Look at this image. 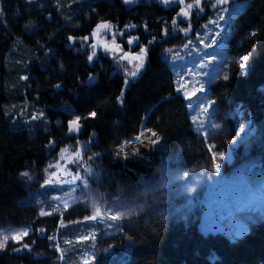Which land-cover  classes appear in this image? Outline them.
<instances>
[{"label":"trees","instance_id":"obj_1","mask_svg":"<svg viewBox=\"0 0 264 264\" xmlns=\"http://www.w3.org/2000/svg\"><path fill=\"white\" fill-rule=\"evenodd\" d=\"M0 4V223L31 224L36 229L25 238V242L35 241L30 252L10 251V240L9 248L0 251V264H57L59 253L49 237L61 226L60 214L39 216L41 209L29 201V194L34 190L36 195L40 190L43 170L59 159L63 146L95 133L88 151L93 156L91 162L121 185L134 183L141 173L155 169L167 151L180 150L185 163L208 153L203 135L191 121L186 97L176 91L174 70L162 56L166 46L187 40L180 29L188 24L178 20L174 32L171 22L183 5L164 6L159 0H136L130 5L122 0H59V6L56 0H34L31 4L26 0H0ZM192 12L189 38L215 10L209 9L199 21L194 9ZM100 20L118 24L120 30L125 25L146 23L157 37L142 76L131 80L124 91L123 106L116 98L124 76L117 71L112 56L101 54L99 61L89 64L86 53L90 50L86 46L83 51L67 46L68 36L89 35ZM165 22L168 36H163ZM253 31L257 35L250 37ZM131 36H139L144 44L152 39L143 27L130 34L125 30V37ZM121 41L127 44L124 38ZM227 51L226 70L210 87V96L227 118L223 131L232 139L236 123L251 119L257 124V136L264 138V0H246L232 23ZM250 52L246 71L232 63ZM89 74H99L91 85L87 83ZM224 74L228 80L223 79ZM58 83L61 88H54ZM92 110L98 117L82 120L81 131L69 134L68 121L74 118L73 113L83 117ZM40 111L45 115L43 123L32 119ZM144 129L156 131L160 142L153 145L147 139L137 141ZM50 139L58 142L55 150L45 147ZM25 171L31 173V180L20 175ZM88 213L89 208L78 203L65 211L63 220ZM119 227L112 236L102 237L95 244L86 241L84 250L91 248L96 257L93 264L113 254L111 241L117 242V253L125 247L130 249L123 261L114 260L112 264H264V218L235 239L221 231L205 233L194 221L161 218L152 212L123 219ZM40 228L46 231L41 233ZM100 244H106V248L100 249ZM78 264L83 262L79 260Z\"/></svg>","mask_w":264,"mask_h":264},{"label":"rangeland","instance_id":"obj_2","mask_svg":"<svg viewBox=\"0 0 264 264\" xmlns=\"http://www.w3.org/2000/svg\"><path fill=\"white\" fill-rule=\"evenodd\" d=\"M245 3L246 0H231L230 3L223 5L224 8L229 10L224 13L225 21L229 18H235L237 13L244 8ZM212 18H214V15L209 20ZM234 20H232V23ZM225 21L220 23L221 27L226 29L227 39L222 41L220 37H215L217 43L210 48H205L204 45L211 43L213 35H205L207 30L200 27L196 34L190 37L195 47L184 48L183 45L188 42L187 39L181 45L166 46L162 50V56L168 60L174 70L176 82L187 81L186 87L189 94L193 91V86L199 87L201 83L204 84L203 92H197L195 95H191L190 98L184 96L187 99V109L195 130L201 135L204 132L208 133L207 137L203 135L206 147L209 144H214L216 147L213 151L225 153L224 160L221 161L222 179L217 177L214 171L216 161L213 160L207 147L208 153L205 156H200L199 160L192 163H185L184 154L180 150L167 151L158 161L155 169L150 170L148 173H141L136 178V182L126 185H121L118 181L104 176L101 169L96 168L91 161H88L92 173L88 176L87 189L70 185L42 187L44 180L52 172H56L60 179H70L73 175L85 174V167L78 168L69 157L74 158V153L93 135L78 139L76 144L70 142V144L60 149L59 159L51 164H59L60 167L49 169V165L46 166L45 169L49 170L45 172L44 169L42 172L44 179L40 190L36 195H34V190H31L29 194V201L47 212H56L55 209L59 207L60 212L65 214L70 206L78 203L89 208L87 215L64 221L67 226H60L56 232L50 235V237H56L55 240L51 239L52 247L53 244H58L64 250V259H58L57 264H78L79 260L83 262V259L93 256L91 248L84 250L87 246V240H80V237L94 235L95 239H88V242L92 245L102 237L112 236L120 228L119 224L123 219L116 221L108 219L86 220V217L94 214L97 205L102 211L130 213L124 219L132 218L138 213L144 212H152L161 218H183L187 222H197L199 228L205 233L221 231L230 237L232 235L229 232L230 221L228 217L232 215L234 207L240 209V213L236 218L243 223H247L248 229L264 218V138L257 136V124L251 119H241L235 125V137L228 138L227 132L223 131L227 118L220 114V108L216 103L213 107L208 108L207 115L201 116L204 121L203 128H199L193 120V117L199 115L208 102H215L210 96L211 84L216 81L221 72L224 73L226 70L225 60L228 61L229 59L227 44L232 30V23L228 26ZM210 27L214 28V26ZM121 38L118 35L116 43L120 44L126 51L129 46L126 47ZM101 39H106L107 42L111 43L112 38L111 35H108L107 37L102 36ZM200 39H203V44L199 42ZM169 48L173 49L172 53L166 52ZM138 50L133 47V51ZM205 53L214 55L215 60L213 61L212 56H206ZM177 55L182 59H176ZM205 62L209 66L201 69V73L207 72V76L198 73L193 78L188 75V70L199 69ZM181 77H183V81ZM209 80L210 83L207 82ZM177 86H179L178 83ZM189 104H191V107L188 106ZM238 111L240 110L237 109ZM241 127L244 128L243 132L239 131ZM213 136L216 138H213ZM229 141H234V143L230 144ZM90 144L91 142L89 148ZM63 149H68V151L64 153V158H61ZM89 155L91 154L88 151L85 152L84 159L87 160ZM185 172L188 173L187 176L183 175ZM209 177L213 179H209ZM71 187H75L74 192L69 191ZM32 195L34 196L32 197ZM65 201L69 204L67 209L63 207ZM213 210L223 222L216 223L213 220L214 226L211 229H206V218L212 219L211 213ZM60 212L56 213L60 214ZM75 221L80 222L75 223ZM24 225L3 221L0 223V228L7 230ZM66 240L73 243L70 245L65 244L64 241ZM115 245H117V242L111 241L110 246L113 254L105 260L94 262V264H112L114 260L123 261L130 249L125 247L124 251L117 253L118 248H115ZM98 247L100 249L106 248V244H100ZM54 249L60 256V251L57 248Z\"/></svg>","mask_w":264,"mask_h":264},{"label":"snow or ice","instance_id":"obj_3","mask_svg":"<svg viewBox=\"0 0 264 264\" xmlns=\"http://www.w3.org/2000/svg\"><path fill=\"white\" fill-rule=\"evenodd\" d=\"M34 0H26V3H33ZM122 2L126 5H130L135 2V0H122ZM161 4L164 6H170V5H184V7H181L179 11L176 13V18H174L171 22V26L173 28V31H176L177 21L182 20L185 23L188 24L187 28L180 29L185 35V38L188 39V42L183 45L184 48L195 47V44L193 43L192 39L189 38V33L192 31L191 27V17H192V10H196L197 18L200 17L201 14L205 12V7L209 9H214V18L210 19L208 23L201 25L202 28L206 29L207 32L205 35L212 34L213 38L211 39L210 44H205V48H210L213 45L217 43L215 37H220L221 40L227 39V32L225 27H221V21H225V15L224 13L228 12L229 10L227 8H224L223 5L228 4L231 2V0H191V2H188V0H159ZM57 6H59V0H56ZM3 15V7L2 4H0V16ZM51 14H49V19H51ZM235 18H229L227 21H225L226 25L230 26L232 23V20ZM210 26H214L210 27ZM28 27V25H26ZM138 27H143L146 32H148L149 35L152 36L151 40H148L147 44H144L139 36H131V38L125 37V30L128 31L130 34L132 30L137 29ZM114 29H116L114 31ZM163 36L169 35L168 26L165 22V27L163 28ZM108 35H111V43L107 42L106 39H101L102 36L107 37ZM120 36L125 39V42L128 44L129 49L127 51H124L122 46L120 44L116 43V37ZM257 35L256 31H253L249 33L250 37H255ZM161 37V39L163 38ZM69 44L68 47L72 48L75 51H83L85 49V46L87 49L90 50V54H87V61L89 64H94V62L99 61L100 55L103 54L104 56H112V62L117 67V71L121 72L124 76V85L121 90L120 96H118L117 103L121 106L124 105L125 99H124V91L129 87V81L130 80H136L142 76V70L146 68V65L148 64L149 59V50L150 47L156 42L157 37L155 34H153L149 29L147 24L144 25H125L124 30L119 29L118 24H113L111 21L108 20H100V22L96 23L94 29L90 32L89 35H85L82 37L78 36H68L67 37ZM199 42L201 44L204 43L203 39H200ZM79 45L77 48L76 46ZM133 47L139 49L138 51H133ZM199 50V49H198ZM49 51H52L49 49ZM254 51V49H253ZM168 53H172L173 49L169 48L166 50ZM206 56L211 55L212 60H215V56L210 53H205ZM252 53L246 55H241L238 59H234L232 63L238 64L240 69L247 70L248 67H250V56ZM176 59H182V57L176 56ZM228 63L227 60H225V65ZM61 68H63V63H61ZM209 65L207 62L202 64L199 69L188 70V75L190 77H195L198 73L202 74L203 76H207V72H202L201 69L207 68ZM99 74L92 75L89 74L87 77V83L89 85L96 82ZM23 79H28V77H23ZM79 79V77L77 78ZM224 80H228V75H223ZM181 80L183 81V77H181ZM210 83V80L207 81ZM83 84L84 81H81ZM178 87L176 88V91L178 93H181L187 97L190 98L191 95H195L197 92H203L204 91V84L201 83L199 87L193 86V91L189 94L187 91V81L184 82H177ZM56 89L61 88V84H55L53 86ZM214 101L208 102L207 106L201 111V113L195 117H193V120L196 124H198L199 128L204 127V121L201 119V116L208 114V108L213 107ZM191 107V104L188 105ZM6 115H10L9 113H6ZM74 118L68 121V133L69 134H78L81 129L83 128V124L81 121H88L90 119H96L98 117V113L96 110H92L88 112L83 117L81 115H76L73 113ZM34 120H40L42 123L45 120V115L43 111H40L37 116L32 117ZM57 124H61V121H57ZM240 132L244 131V128L241 127ZM203 135L205 137L208 136L207 132H204ZM95 136V133H93V137ZM93 137H90V140L85 142L84 145L80 146V148L74 153V158L69 157V159L72 160V163L75 164L78 168L79 167H85V174L84 175H73L70 179H60L56 172H52L47 179L44 180V184L42 187L47 186H53V185H70V186H76V187H83L84 189H87L88 187V176L92 173V169L90 166H88V161L93 160V156L89 155L87 157V160L84 159L85 152L90 151L89 143L91 142V139ZM147 139L150 141L151 144L156 145L160 142L161 137L156 131H153L151 129H144L139 136H137L135 139L137 141L143 142V139ZM128 143V142H126ZM230 144L234 143V141H229ZM58 146V142L56 140H49L48 144L45 145L46 148L55 150ZM123 146H121L122 149ZM209 151L211 152V156L213 160L216 161L214 165V171L217 174V177L222 179V173H221V161L224 160L225 153L224 152H217L213 151V149L216 147L214 144L207 145ZM68 149H63L61 152V158H64V153H66ZM99 154H96L98 156ZM117 155H121V152H117ZM52 167L59 168V164L57 165H49V169ZM49 169H45V172H48ZM22 177H27L29 180L32 179L31 173L29 171L22 172L20 174ZM184 176H187L188 173H183ZM55 177V179H53ZM209 179H213L212 177H209ZM69 191L74 192L75 187H71ZM59 199V198H57ZM69 206L68 202L65 201L63 207L67 209ZM56 212H60V208L57 207L55 209ZM240 213V209L238 207H234L232 209V215L228 217L230 224H229V232L232 235V237L235 239L239 236L244 235L247 230L248 226L247 223L241 222L239 219H237V215ZM52 212H47L44 210H41L39 213V216H48L52 215ZM130 213H124V212H117L113 213L110 210L102 211L101 208L97 205L94 209V214L91 216L86 217V220H92L95 221L97 219H108L112 221L116 220H122L125 218L126 215ZM212 219L206 218L205 228L211 229L214 224L213 220L216 223H222L223 221L220 220V216L215 212V210L211 213ZM80 221H75V223H79ZM60 225L61 227H66L63 220V212H60ZM111 227V225H109ZM36 229L32 227L31 224L21 226L19 228H9V229H3L0 228V251H3L5 249L9 248V241H12L13 246L10 248V251L20 253L24 251H31L32 244L35 243L34 240H30L28 242H25L26 237H30L31 232H35ZM39 231L41 233H44L46 229L40 228ZM50 239L55 240L56 237L52 236L49 237ZM80 240H88V239H95V236H84L80 237ZM65 244H72V241H64ZM54 248H57L60 251V256L58 259H64V250L59 247L58 244H53ZM96 260L95 256H90L88 258L83 259V264H93V261Z\"/></svg>","mask_w":264,"mask_h":264},{"label":"flooded vegetation","instance_id":"obj_4","mask_svg":"<svg viewBox=\"0 0 264 264\" xmlns=\"http://www.w3.org/2000/svg\"><path fill=\"white\" fill-rule=\"evenodd\" d=\"M138 1H144V0H138ZM153 1H155V0H153ZM188 2H191V0H189ZM195 10V9H194ZM209 10V8H207V7H205V12L203 13V14H205L207 11ZM203 14H201L200 15V17H202L203 16ZM199 17V18H200ZM195 19H198L197 18V15H196V10H195ZM198 21H199V19H198ZM130 38V37H129ZM126 47L128 46V44H124Z\"/></svg>","mask_w":264,"mask_h":264},{"label":"water","instance_id":"obj_5","mask_svg":"<svg viewBox=\"0 0 264 264\" xmlns=\"http://www.w3.org/2000/svg\"><path fill=\"white\" fill-rule=\"evenodd\" d=\"M127 51V50H126Z\"/></svg>","mask_w":264,"mask_h":264}]
</instances>
